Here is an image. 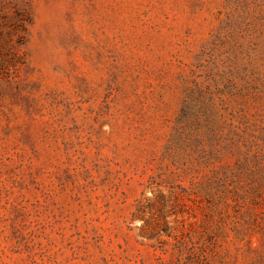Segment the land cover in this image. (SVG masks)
I'll return each instance as SVG.
<instances>
[{
  "label": "rangeland",
  "instance_id": "374dc122",
  "mask_svg": "<svg viewBox=\"0 0 264 264\" xmlns=\"http://www.w3.org/2000/svg\"><path fill=\"white\" fill-rule=\"evenodd\" d=\"M0 264H264V0H0Z\"/></svg>",
  "mask_w": 264,
  "mask_h": 264
}]
</instances>
